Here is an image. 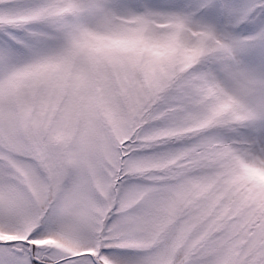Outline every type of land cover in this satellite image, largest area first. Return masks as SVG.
<instances>
[{"label":"snow or ice","instance_id":"1","mask_svg":"<svg viewBox=\"0 0 264 264\" xmlns=\"http://www.w3.org/2000/svg\"><path fill=\"white\" fill-rule=\"evenodd\" d=\"M0 264H264V0H0Z\"/></svg>","mask_w":264,"mask_h":264}]
</instances>
